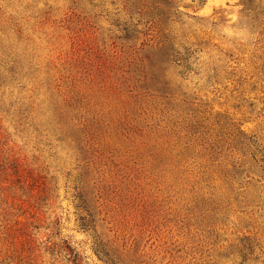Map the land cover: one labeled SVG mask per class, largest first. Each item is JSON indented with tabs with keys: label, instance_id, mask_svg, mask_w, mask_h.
Masks as SVG:
<instances>
[{
	"label": "rangeland",
	"instance_id": "rangeland-1",
	"mask_svg": "<svg viewBox=\"0 0 264 264\" xmlns=\"http://www.w3.org/2000/svg\"><path fill=\"white\" fill-rule=\"evenodd\" d=\"M0 264H264V0H0Z\"/></svg>",
	"mask_w": 264,
	"mask_h": 264
}]
</instances>
